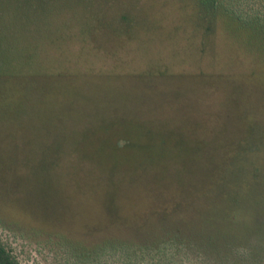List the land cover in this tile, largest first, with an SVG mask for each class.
Wrapping results in <instances>:
<instances>
[{"label":"rangeland","instance_id":"1","mask_svg":"<svg viewBox=\"0 0 264 264\" xmlns=\"http://www.w3.org/2000/svg\"><path fill=\"white\" fill-rule=\"evenodd\" d=\"M34 3L50 36L69 22L84 38L0 84V240L18 264H67L57 235L193 232L208 218L245 235L264 210L258 46L189 0Z\"/></svg>","mask_w":264,"mask_h":264},{"label":"trees","instance_id":"2","mask_svg":"<svg viewBox=\"0 0 264 264\" xmlns=\"http://www.w3.org/2000/svg\"><path fill=\"white\" fill-rule=\"evenodd\" d=\"M189 1L195 2L206 22L216 24L221 20L232 24L235 32L252 42V47L258 46L257 51L252 49L253 54L259 53L264 61V0ZM34 4V0H20V3L0 0V84L8 87L15 85L17 78L36 74L37 55L46 56L52 51L47 49H60L68 40L84 38L82 26L71 28L69 22L64 28L68 32L50 36L47 24L41 28L33 20ZM24 22L27 26L18 31L17 24ZM1 24L7 26L2 28ZM9 35L13 39H8ZM39 35L41 38L50 37L54 44L44 47L39 43ZM219 222L204 219L193 232L180 226L179 230L164 235L141 232L136 233L142 237L104 235L93 242L57 235L56 244L65 252L67 264H264V210L252 218L245 235L230 226L229 234L233 236L229 237L225 232L228 222L225 223L224 219V229ZM105 224L111 226L110 222H104V227ZM95 231L99 232L98 229ZM0 264H18L1 240Z\"/></svg>","mask_w":264,"mask_h":264}]
</instances>
